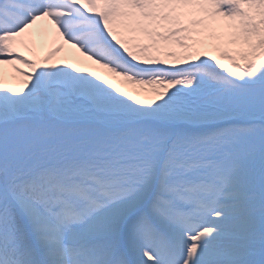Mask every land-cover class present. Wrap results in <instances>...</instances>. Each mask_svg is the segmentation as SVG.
Instances as JSON below:
<instances>
[{
	"label": "snow or ice",
	"instance_id": "snow-or-ice-1",
	"mask_svg": "<svg viewBox=\"0 0 264 264\" xmlns=\"http://www.w3.org/2000/svg\"><path fill=\"white\" fill-rule=\"evenodd\" d=\"M0 264H264V0H0Z\"/></svg>",
	"mask_w": 264,
	"mask_h": 264
},
{
	"label": "bare ground",
	"instance_id": "bare-ground-1",
	"mask_svg": "<svg viewBox=\"0 0 264 264\" xmlns=\"http://www.w3.org/2000/svg\"><path fill=\"white\" fill-rule=\"evenodd\" d=\"M76 57H78V53H76L75 50L73 49V50L67 51L66 53H61L59 59L63 60V58H69V59L71 58L73 61ZM13 83L15 85V82H13Z\"/></svg>",
	"mask_w": 264,
	"mask_h": 264
}]
</instances>
